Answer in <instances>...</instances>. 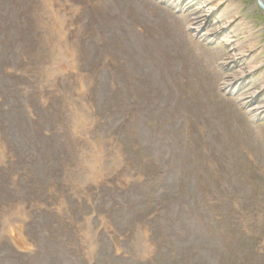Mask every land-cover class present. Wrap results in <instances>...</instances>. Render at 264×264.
Wrapping results in <instances>:
<instances>
[{"label":"rangeland","instance_id":"rangeland-1","mask_svg":"<svg viewBox=\"0 0 264 264\" xmlns=\"http://www.w3.org/2000/svg\"><path fill=\"white\" fill-rule=\"evenodd\" d=\"M198 1L0 0V264H264V11Z\"/></svg>","mask_w":264,"mask_h":264},{"label":"bare ground","instance_id":"bare-ground-1","mask_svg":"<svg viewBox=\"0 0 264 264\" xmlns=\"http://www.w3.org/2000/svg\"><path fill=\"white\" fill-rule=\"evenodd\" d=\"M197 1V0H196ZM201 0L198 1V3H200ZM207 4H209L211 6V8H209L208 12L209 14H214L215 10L219 9L220 6L222 5L223 1L222 0H207L205 1ZM196 4L194 2V4L192 5V8L195 6H198L199 4ZM211 18L213 19V15L211 16ZM223 21L225 22L224 24L228 27H234L233 31H235L237 34H251L250 38L246 40V42L244 41H239L238 44H234L233 41L231 39H229V44L232 43L233 45L236 46V49L239 50L240 54L244 55L246 52H250V53H255L258 52V43L253 41V37H252V30H250V28L248 29V27L245 25V23L242 21L241 23H237L238 21H236V17L235 15H232L231 13L228 14V12L225 11L224 17H223ZM234 33V32H233ZM232 34V32L230 33ZM247 58V57H246ZM237 63L242 62L241 58H236L235 59ZM235 62V63H236ZM262 64L263 62L261 60L258 59V56L254 57V60H252L251 64H250V68H249V74H256L258 73L261 68H262ZM238 65V64H237ZM247 73V72H246ZM243 73L241 75V77L243 78V80L247 77V74ZM263 95V94H262ZM262 110V109H261ZM260 111H258L257 113L260 114Z\"/></svg>","mask_w":264,"mask_h":264},{"label":"water","instance_id":"water-1","mask_svg":"<svg viewBox=\"0 0 264 264\" xmlns=\"http://www.w3.org/2000/svg\"><path fill=\"white\" fill-rule=\"evenodd\" d=\"M258 5L261 7V9L264 11V3L262 0H257Z\"/></svg>","mask_w":264,"mask_h":264}]
</instances>
